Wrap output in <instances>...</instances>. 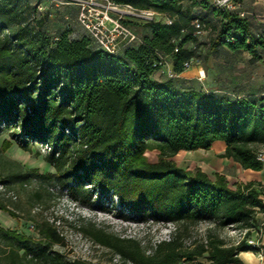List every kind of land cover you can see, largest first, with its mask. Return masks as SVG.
I'll list each match as a JSON object with an SVG mask.
<instances>
[{
	"label": "trees",
	"instance_id": "obj_1",
	"mask_svg": "<svg viewBox=\"0 0 264 264\" xmlns=\"http://www.w3.org/2000/svg\"><path fill=\"white\" fill-rule=\"evenodd\" d=\"M42 1L0 0V134L10 139L1 149L12 142L25 150L35 145L54 168L48 177L67 186L83 205L92 203V190L99 188L112 191L138 221L175 222L172 239L155 246L114 234L112 241L104 229L82 226L85 234L137 264H242L241 251H260L245 239L256 229V213L264 211L262 182L230 184L223 174L209 176L173 158L220 140L226 147L219 157L261 170L256 153L264 146V104L245 95L178 86L163 73L166 79H156L153 62L156 52L165 54L177 74L187 61L198 64V20L200 34L208 33L204 59L226 48L264 63V31L252 30L240 8L226 11L210 0H113L153 10L158 18L141 23L148 34H138L139 44L111 54L85 35L72 39L68 28L48 34ZM195 8L202 13L195 14ZM40 144L51 149L42 153ZM0 210L16 217L2 202ZM202 222L212 226L193 237L181 235ZM230 227L241 232L235 243L216 232ZM36 234L0 226V264H87L53 249L61 237L47 222Z\"/></svg>",
	"mask_w": 264,
	"mask_h": 264
},
{
	"label": "built area",
	"instance_id": "obj_2",
	"mask_svg": "<svg viewBox=\"0 0 264 264\" xmlns=\"http://www.w3.org/2000/svg\"><path fill=\"white\" fill-rule=\"evenodd\" d=\"M61 3L75 2L77 7L76 22L81 28L82 33L76 32L71 33V38H80L82 35L87 36L91 45L96 48L102 49L111 54H117L124 48L132 47L141 42V39L133 27V23H145L153 21L158 18V14L150 9H137L129 4L117 3L113 0H51ZM215 6L220 7L226 11H234L239 8L238 4L234 0H211ZM41 5L39 6V10ZM240 15H245V11H239ZM164 22L170 23L171 20L164 18ZM196 27V34L201 33V25L198 20L194 21ZM176 50V49H175ZM157 59L153 62V66L158 67V70L166 75L167 78H177L181 74L189 69L192 65V61L184 63V71L181 74H177L171 66L168 56L165 54L156 52ZM205 77L203 69L198 71L197 79L201 81ZM51 148L47 144H40V150L42 153L49 151ZM256 158L264 164V150H259L256 153ZM36 178L32 177L29 182H36ZM26 185V184H25ZM264 185V183H262ZM86 187L93 188L90 183L85 184ZM46 189L54 194H58L56 203L52 204L48 208L36 205L32 207V215L41 216L42 220L47 222L53 228H55L58 235L61 237V242L56 244L59 247V252L65 254L70 260H79L87 264H100V260L103 256L109 257V264H137L130 258L122 256L120 253L111 251L95 241L93 238L87 236L82 230V226L75 223H70L73 219L70 212L65 211V207L70 210L82 209L86 215L90 216L89 213L99 216H110L117 212L118 219L123 221L124 224L120 225V228L129 229V224H148L150 222L162 225L164 234L157 240L153 241L150 245L155 246L162 241H170L177 230V224L175 222H156L154 220L149 221H138L136 216L129 214L128 210L122 206L115 194L110 191L104 194L99 188L92 190V203L90 205H83L78 200L72 198L69 194L67 186L61 185L57 182L51 181L47 184ZM0 197L16 201L18 199L17 192L10 188L6 183L0 181ZM65 198V202H63ZM115 215V216H116ZM128 217L125 218L124 216ZM101 219H106L101 216ZM126 221V222H125ZM128 223V224H127ZM27 229L35 230V223L29 221ZM200 234L212 226L211 222H202ZM259 233H256V236ZM122 239H132L125 234H116ZM247 245L254 247H260L259 238L248 237L245 239ZM189 243V241H188ZM51 264V263H46ZM182 264H184L182 262Z\"/></svg>",
	"mask_w": 264,
	"mask_h": 264
},
{
	"label": "rangeland",
	"instance_id": "obj_3",
	"mask_svg": "<svg viewBox=\"0 0 264 264\" xmlns=\"http://www.w3.org/2000/svg\"><path fill=\"white\" fill-rule=\"evenodd\" d=\"M77 7L78 5L75 2L61 3L51 0H43L40 12L45 16L44 27L45 30H47V33L54 35L60 33L66 28L70 30L72 29L73 30L72 32L80 31L81 28L77 24L75 17L77 13ZM194 10H198V8H195ZM132 25L135 31L137 32V34H139L140 36L145 31L143 24L139 22L133 23ZM207 37H208L207 32L198 35L199 46L197 52L199 53L198 56L200 59V66L194 63L189 69L184 71V75H182V77L175 78L174 80L176 85L194 86V87L202 86L200 81L197 80L196 78L198 76V71L200 69L204 70L203 66H201L202 65L201 63L206 60L203 57L205 46L202 45H204V40L206 41ZM225 52L226 53H223L220 56V58L225 62L229 64H231V62H235L238 64L245 63L246 59L244 56H240V55L233 56L230 55V53H227L228 51ZM227 67L228 64L226 65V69ZM229 68H232V64ZM236 70L238 71L239 69L237 68ZM241 72L239 71V73ZM4 140H10L9 135L7 133H3L0 135V181H4L10 188L14 189L18 194V199L16 201H11L0 197V202L5 204L12 212H14L16 214V217L21 218V220L23 221L22 222L23 228L21 230H28L27 232L29 235L34 236V238H37L36 229L38 225H40L43 222V220L39 215H32L31 209L36 205L42 206L43 208H48L52 204L56 203L58 194H54L50 192L45 187L47 184L53 181L52 179H54L53 177H48V174L54 173V168L44 160L43 155L37 154L38 149L35 145H32L29 150H25L18 147L15 143L11 141L12 142L11 146L6 151H3L1 149V146ZM259 149L264 150V146H260ZM180 152L181 153H178L173 158L178 165L188 169L200 168L198 165V162L200 160L199 156L197 155L198 153L196 154L194 152H186L185 150H182ZM3 153H9L10 156H12L14 159L20 160L22 163H19V166H21V168L23 169L22 175L28 174L29 177L27 178L24 176H22L21 178L14 177L11 179V181H8L1 174V172H8L12 169L13 166H10V164H8L7 161L9 159L7 157H4ZM148 156L150 159H153L155 157L153 152L148 153ZM32 177L36 178L37 181L29 182ZM63 202H65V198H63ZM17 206H19L20 210L15 212V210H17L16 208ZM64 209L66 212H70L69 215H72L73 217V219L70 220L71 221L70 223L79 224L81 226H84V228L90 231H97L100 228L104 229L105 232L103 231V233L109 236V238L112 241H115L114 235L125 234L130 237H133L132 240H138L141 243V245L145 246V245H150L151 243H153V241L157 240L159 237H162L164 234L162 225L153 222H150L148 224L131 223L129 224L130 226L129 229L122 230L120 228V225L122 224L123 226L124 222L118 219L117 215L119 213L117 214V212L114 213V215L111 214L110 216H104L101 214L99 216H96L93 215L92 213H89L90 216H88L86 215L85 212L81 211L82 209L70 210L71 209L70 205L68 206V208L65 207ZM4 213L6 215L7 212ZM7 215L11 216L9 213H7ZM101 216H103L106 219H101L102 218ZM29 221L35 223V230H30L29 228L27 229L28 226L27 223ZM200 228L201 226L199 225L191 226L189 229L186 230L183 229V231H181V235L187 238L196 236L197 234H199ZM216 232L227 242L235 243L241 239V232L232 227L217 229ZM87 236L94 239V237H92L89 234H87ZM34 245L37 246V244ZM55 245H53V249L58 251L60 248L56 247ZM102 245L105 246L109 252L115 251L112 247H109L104 244ZM63 255L66 260H70L68 256H66L65 254ZM24 264H43V263L25 261ZM100 264H109V257L103 256L102 259L100 260Z\"/></svg>",
	"mask_w": 264,
	"mask_h": 264
},
{
	"label": "crops",
	"instance_id": "obj_4",
	"mask_svg": "<svg viewBox=\"0 0 264 264\" xmlns=\"http://www.w3.org/2000/svg\"><path fill=\"white\" fill-rule=\"evenodd\" d=\"M237 4L241 10L245 11L252 30L257 32L264 31V0H240ZM193 12L195 14L202 13L201 9L193 10ZM72 31L73 30L71 29V33ZM76 33L81 34L82 31L80 30ZM143 33L147 35L148 31L145 30ZM225 51H228L227 53H230V55L233 56H244L246 59L245 63L238 64L231 62L232 68H229L231 64L220 58L223 53H226ZM260 54L262 58H264V50H261ZM226 63L228 64L227 69ZM201 64L204 68L205 77L200 83L204 90L215 93H224L233 98L243 97L245 95L249 96L254 101H259L264 104V63L252 60L247 52H231L226 48H221L219 53L212 54ZM198 66H200V62L198 63ZM237 68L239 69L238 71L236 70ZM239 71L243 72L239 73ZM182 75H184V72L180 77H182ZM153 77L160 80L166 79L160 71H156L153 74ZM225 147L226 144L223 141L217 140L213 142L208 149H197L186 152L198 153L197 155L200 158L198 165L209 176H213L214 173L218 172L225 175L230 184L240 181L264 182V168L259 171L243 169L239 163L232 159L219 157L218 155L224 152ZM3 156L9 159L7 162L13 167L10 171L1 172V174L8 181H11L14 177L21 178L23 176V169L19 166V163L22 162L14 159L9 153H3ZM16 208L17 210H15V212L20 210L19 206ZM0 217L2 218H0L1 227L15 230L19 233L28 234V230H21L23 228V221L20 217L14 218L8 216L7 213L5 215L2 210H0ZM255 219L256 229L252 231L251 237L258 236L260 251H241L238 256L242 264H264V211L257 212ZM256 233L259 234L256 236Z\"/></svg>",
	"mask_w": 264,
	"mask_h": 264
}]
</instances>
